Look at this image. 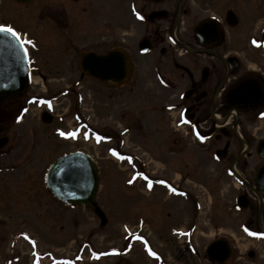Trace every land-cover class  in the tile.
<instances>
[{
	"label": "rangeland",
	"instance_id": "obj_1",
	"mask_svg": "<svg viewBox=\"0 0 264 264\" xmlns=\"http://www.w3.org/2000/svg\"><path fill=\"white\" fill-rule=\"evenodd\" d=\"M238 1L246 5L248 15L252 13L249 8L255 0ZM39 7L0 0V23L27 31L38 39L40 51L36 55L41 70L48 76V81L43 82L36 74V83L16 102L21 109L27 107L19 128L11 126L13 120L5 122L4 128L11 126L10 131L19 136L22 179L31 178L32 174L42 177L63 153L79 150L92 155L100 169L97 202L108 224L101 226L89 209H66L53 201L48 212L41 214L46 223L37 221L20 227L19 236L35 238L36 243L42 244L41 251L52 250L67 264H158L156 256H150L153 252L163 253L170 264H215L206 259L205 251L217 239L227 240L232 246L233 254L227 264H255L258 245L252 234L256 233L255 224H251L255 222L254 211L241 210L236 198L246 193L252 206L264 205L255 180L264 166V159L256 151L264 140V112L247 108L240 117L234 115L232 125L238 137L230 140L229 156L220 159L216 151L224 149L226 138L221 142L215 139L216 127L227 122L229 116L219 111L213 116L212 111L206 110L199 117L205 130L182 117L181 131L175 133L173 127L169 131L165 113L160 111L167 110L163 107L166 104L178 103L180 97L176 90L155 86L153 69L158 56L147 55L144 64L137 57L134 47L141 33L130 27L127 5L122 0H99L98 24L89 26L84 33L79 32L76 17L65 21L63 28L50 27L41 18ZM67 38L75 48L66 47ZM96 38L98 54L112 49L115 38L125 40L122 46L131 48L132 60L139 64L133 77L140 76L143 83L134 99L128 97V87L115 92L89 77L81 80L80 87L73 84L82 74L80 59ZM166 65L167 60L163 59V76L174 78ZM252 65L255 67V63ZM170 86L175 89L179 83ZM46 105L53 109L54 121L50 124L41 121ZM172 115L176 122L177 114ZM127 127L131 131L120 136ZM77 131H81L79 137ZM96 131L112 139L98 147L100 142L93 141ZM175 136L177 144L173 142ZM113 145L124 147V152L134 156L133 161L118 163L109 151ZM249 145L246 157L239 160ZM234 166L238 176L248 183L238 180ZM24 194L29 193L24 190ZM16 229L7 227L5 237H15L19 231ZM47 243L50 245L46 248ZM250 252L254 258L249 257ZM48 263L54 264L51 260Z\"/></svg>",
	"mask_w": 264,
	"mask_h": 264
},
{
	"label": "flooded vegetation",
	"instance_id": "obj_2",
	"mask_svg": "<svg viewBox=\"0 0 264 264\" xmlns=\"http://www.w3.org/2000/svg\"><path fill=\"white\" fill-rule=\"evenodd\" d=\"M98 1L30 0L27 4L40 5L38 8L39 14L50 27L52 25L63 28L65 21L76 17L81 29L79 32L84 33L83 31H86L89 26L98 24ZM122 1L127 5L126 12L130 27L141 33L140 39L134 47V49L136 48L137 57L141 58L144 64L147 55L155 54L158 56L159 62L153 69L156 77L155 86L166 91L176 90L178 98L180 97L178 103L166 104L163 107L167 110L160 111L162 114L165 113L164 117H166L169 131H172L171 127L175 129V133L177 130L181 131L180 119L182 117H186L189 122H195L196 127H200L203 131L205 128L201 126L199 120L202 113L210 110L212 111L211 114L216 116L218 111L225 112L232 122L228 120L221 123V125H217L215 139L221 142L223 138H226L224 152L226 154L225 158H227L231 148L230 140L238 137V131L232 125L234 115L240 117L247 108L264 112V0H255L253 6L249 8L252 11L249 15L246 12L248 11L246 5L238 0ZM16 30L21 33L25 41H32L31 44L24 43L29 61L26 87L22 95V97H25L28 87L36 83L35 77L37 75L42 78L43 82L48 81V76L41 70L36 55L40 51L38 39L31 37L27 31ZM67 39L66 47L75 48L74 43H69L70 39ZM114 42H116L115 45L109 51L118 48L123 49L129 53L132 59L131 48L125 45L122 46L126 43L125 40L115 38ZM80 43L81 46L84 45L83 41ZM88 46L91 49L86 53L93 52L98 55V38L91 41ZM147 49H149L147 53L143 52ZM163 59L167 60L166 66L169 67L168 70L174 78L163 76V73H166L165 66L162 67ZM254 63L255 67L252 65ZM143 64L141 69H143ZM137 68L139 69V64L133 62L132 77L122 86L113 87L99 81L97 78H89L101 82L115 92L128 87V97L134 99L138 93L137 90H140L143 85L140 76L133 77ZM85 77L88 76L81 74V77L73 82L75 87H80L81 80ZM177 81L179 86L172 89L170 85ZM248 83L254 85L260 100L253 106H240L235 101V96ZM17 101L19 100L5 103L2 105L5 108L0 109V264H49L48 260L53 261L54 264H67V261L56 255L54 251H41L39 246H42V244L36 243L35 238L27 237V239L24 236H19L21 235V229H18L20 227L24 228L37 221L46 223L45 219L42 220L41 214L48 212L47 210L52 207L53 201L66 209L75 207H70L54 197L47 187V171L42 173V177L38 175L36 178L35 175L37 174H32L31 178L22 179V169L20 168L22 158L19 152L20 140L19 136L10 130L11 126L19 128L20 117L27 110L19 108V105L16 104ZM10 104H13L12 107H9ZM173 113L177 114L176 122L175 118L172 120ZM9 121L12 122V125L4 128V123H9ZM130 129L127 127L122 131L129 133ZM120 136L124 137L122 134ZM94 139L95 142H98V131L95 132ZM123 142H125L124 139ZM173 142L178 143L177 136L173 138ZM33 147L35 148L34 145ZM247 149L242 151L243 155L239 157V160L246 157V152L251 149V146L249 145ZM123 151L124 147H120L119 152L124 153ZM220 152L221 150L218 149L216 154ZM66 153L59 155L57 159ZM122 155L123 162L129 160L126 154ZM22 186L23 188H21ZM24 190L29 194H24ZM256 208L252 204L250 205L249 209L254 211L255 216V222L251 224H255L256 233H264V205ZM36 211L40 213L38 214ZM10 213H13V215ZM9 226L12 228L17 227L16 230H19L13 238L5 237L4 230ZM256 244L258 245V254L255 257V254L250 252L249 257L256 258L255 264H264L262 260L264 256L261 255L264 253V236L256 235ZM49 245L47 243L45 247L47 248ZM80 250L82 251L83 248ZM155 256L159 262L158 264H170L163 253ZM155 256L153 255V258ZM126 262L128 261L115 264Z\"/></svg>",
	"mask_w": 264,
	"mask_h": 264
},
{
	"label": "water",
	"instance_id": "obj_3",
	"mask_svg": "<svg viewBox=\"0 0 264 264\" xmlns=\"http://www.w3.org/2000/svg\"><path fill=\"white\" fill-rule=\"evenodd\" d=\"M16 1L27 3L30 0ZM80 68L84 73L111 85L126 81L131 73L129 57L122 50H112L106 56L89 53L81 59ZM27 71V55L19 40L9 33H0V105L22 95ZM235 99L240 106L253 105L260 100L251 83H248ZM43 118L45 122H50L46 115ZM258 153L264 158V141L260 143ZM221 155L225 157V152ZM98 183L95 161L80 152L58 159L51 166L47 178L48 187L55 197L69 205L90 208L100 217L102 225H105L106 215L96 202ZM257 184L260 192L264 194V167L257 174ZM238 203L242 208H247L249 204L246 196H240ZM230 253V246L222 240L214 241L206 251L208 258L216 262L225 261Z\"/></svg>",
	"mask_w": 264,
	"mask_h": 264
},
{
	"label": "snow or ice",
	"instance_id": "obj_4",
	"mask_svg": "<svg viewBox=\"0 0 264 264\" xmlns=\"http://www.w3.org/2000/svg\"><path fill=\"white\" fill-rule=\"evenodd\" d=\"M139 16V13L137 14ZM141 19H143L142 16H140ZM0 33H9L11 34L13 37H15L17 40H19L21 42V45H23L24 43H28V44H31L32 41L31 40H27L25 41L23 38H22V35L20 32H18L14 27L10 26V25H6V24H2L0 23ZM255 42V41H254ZM25 55H27V49H25ZM61 135H67V136H74L75 133L72 132V133H65V132H61ZM201 139H203L201 137ZM115 151V150H113ZM142 175V174H141ZM131 182V181H129ZM149 187H151V183H149ZM253 235H260V236H264V233H252ZM141 239H143L141 237ZM152 255H156L154 252L152 253Z\"/></svg>",
	"mask_w": 264,
	"mask_h": 264
},
{
	"label": "bare ground",
	"instance_id": "obj_5",
	"mask_svg": "<svg viewBox=\"0 0 264 264\" xmlns=\"http://www.w3.org/2000/svg\"><path fill=\"white\" fill-rule=\"evenodd\" d=\"M207 258H208V256H207ZM209 259V258H208Z\"/></svg>",
	"mask_w": 264,
	"mask_h": 264
}]
</instances>
